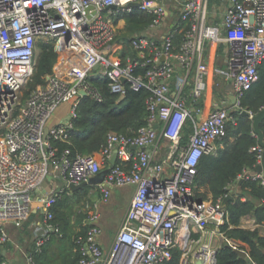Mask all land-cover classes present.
I'll use <instances>...</instances> for the list:
<instances>
[{"label": "built area", "instance_id": "obj_1", "mask_svg": "<svg viewBox=\"0 0 264 264\" xmlns=\"http://www.w3.org/2000/svg\"><path fill=\"white\" fill-rule=\"evenodd\" d=\"M176 2L0 0V246L10 241L7 225L22 227L37 206L46 223L36 240L35 250L41 252L59 230L52 222V208L72 192L69 185L88 182L107 168L99 184L101 200L107 202L114 188L128 185L135 186L134 196L109 250L100 241L98 204L87 203L89 229L80 239L78 264H165L175 249L181 251L179 264H196L198 259L218 264V251L225 243L249 253L245 243L222 230L225 224L233 227L223 201L235 195L241 179L252 177L264 189V171H245L217 200L198 199L197 166L204 155L224 147L228 124L237 120L225 107L202 119L197 118L200 108L189 107L185 89L192 76V102L201 101L207 90L206 41L218 40L220 28L208 22L209 0ZM230 3L223 23L231 44L226 78L235 90L234 107L242 112L241 100L259 81L264 61V0ZM134 9L155 15V20L146 32L131 38L124 34L126 19L118 15ZM170 18L173 27L161 40L148 33ZM177 33H183L180 44ZM123 37L130 39L128 44ZM40 43L51 45L59 58L53 73L25 92L34 80ZM126 46L136 54L126 53ZM94 76L109 78L112 91L121 96L127 88L147 89L148 123L132 134L111 131L99 156L73 155L70 149L59 153L54 142H70L79 104L86 97L82 92L101 100L90 82ZM63 105L69 106L68 116L55 123ZM189 121L194 131L184 142ZM254 150L258 165L264 147L259 143ZM245 218L242 228H248L246 223L253 225L249 229L264 228L253 217ZM34 256L27 253L28 264H35Z\"/></svg>", "mask_w": 264, "mask_h": 264}, {"label": "trees", "instance_id": "obj_2", "mask_svg": "<svg viewBox=\"0 0 264 264\" xmlns=\"http://www.w3.org/2000/svg\"><path fill=\"white\" fill-rule=\"evenodd\" d=\"M155 15L134 9L128 13L127 21L136 34L146 32ZM128 26V23H127ZM183 33H177L176 43L180 44ZM133 55L136 53L133 52ZM59 55L51 45L42 44L37 58V67L34 80L42 83L44 77L52 74ZM260 79L245 93L241 105L254 114L260 112L264 106V61L260 64ZM91 84L99 91L101 100L84 97L78 107V117L71 130L70 142L55 141L59 153L70 149L73 155L95 154L100 155V149L107 143L111 131L132 134L148 123L149 111L147 99L150 92L147 89L140 91L127 88L124 96L114 93L110 87V79L103 76L90 78ZM237 123L230 122L224 138V147L215 154L204 155L198 166L194 179L196 195L199 200L212 198L217 200L225 196L238 177L245 171H253L258 163V152L254 147L259 145V137L255 135L253 120L240 110L233 111ZM194 125L188 122L183 130V141L189 139V132L194 131ZM264 132V120L261 124ZM107 169V168H106ZM89 188L85 186L77 192L66 193L52 208L54 218L52 222L59 227L53 235L60 237L58 250L49 254L47 249L34 256L35 264H78L81 258L80 239L85 237L89 225L84 223V216L78 204L83 199L77 196L78 192L88 195ZM264 189L258 180L252 177L238 182L237 191L226 207L230 213V223L221 228L226 231L228 238L240 240L249 248V257L256 264H264V234L260 228H242L245 217H253L257 223L264 225ZM51 234L50 240L53 235ZM181 251L175 249L173 258L165 264H179ZM4 250L0 249V264L5 260ZM249 258L239 255L228 243L218 251V264H249Z\"/></svg>", "mask_w": 264, "mask_h": 264}, {"label": "crops", "instance_id": "obj_3", "mask_svg": "<svg viewBox=\"0 0 264 264\" xmlns=\"http://www.w3.org/2000/svg\"><path fill=\"white\" fill-rule=\"evenodd\" d=\"M183 0H177V4ZM230 0H209L208 5V22L213 26L220 28L218 40H207L205 46V62L209 64L210 74L208 78L207 92L199 102H193L195 109L200 108L202 111L197 118L206 117L213 109L217 107L228 108L231 112L235 110L236 102L235 90L231 80H227L226 71L229 65V55L231 44L227 40L228 31L223 28L225 14L230 8ZM177 13V10L172 8ZM174 19H169L165 25L159 29H150L148 33L154 38L161 40L165 34L173 27ZM174 82V80H173ZM69 106L63 105L54 116L55 122L64 119L65 113ZM104 170V169H103ZM49 183V182H48ZM89 188L88 195L92 204H98L100 216V226L103 233L100 241L102 246L109 250L115 240L116 233L123 222V219L131 205L134 196L135 186L128 185L118 187L112 190V194L107 202L101 200L102 194L99 185H86ZM90 212V210H89ZM87 215V214H86ZM84 216V223L87 224V216ZM46 226L44 213L35 206L32 217L17 227L13 224L7 225V231L10 235V241L0 249L4 250L6 258L11 264H28L27 253L36 255V240L39 234L44 232ZM17 251H21L22 257L18 256Z\"/></svg>", "mask_w": 264, "mask_h": 264}, {"label": "water", "instance_id": "obj_4", "mask_svg": "<svg viewBox=\"0 0 264 264\" xmlns=\"http://www.w3.org/2000/svg\"><path fill=\"white\" fill-rule=\"evenodd\" d=\"M132 6L137 7V6H139V4H138V3H134V4H132ZM112 8H116V6H112ZM121 40H122L123 42H125L126 44H128L130 39H129L128 37H123ZM164 59H165V57L162 58V60H164ZM123 81H126V78H123ZM82 94H83L84 96H87V93L84 92V91L82 92ZM243 113L246 114V115H250V111H248L247 109H245V110L243 111ZM251 118H252V120H253V128H254V131H255V133H256V134L258 135V137H259V142H260V144L264 147V132H263V130H262V128H261V124H262V122H263V120H264V109H262L260 112H258V113H256V114L252 115ZM134 148H135V147H134ZM117 157H118V156H117V152H116V153L114 154L113 158L111 159V162H112L113 164L116 163V161H117ZM255 171H258V172H262V171H264V151H263L262 161H261L260 164H258V165L255 167ZM107 173H108V169H104V170H102L100 173H98L95 177L91 178L88 182H84V183H80V184H70V185H69V189H70L72 192H77V191L83 189V188H84L86 185H88V184H90V185H99V184H101V183L104 181V179H105ZM242 182H243V179H241V180L239 181V184L241 185ZM231 199H233V195H232V194H229L227 197H225V199H224V201H223V204L226 205V204L228 203V201L231 200ZM231 247H232V246H231ZM234 249L236 250V252H237L239 255H241V256H243V257H245V258H249V261H250L249 263H250V264H256V263H255V262L249 257V253H248V251L243 250V249H238V248H234ZM196 264H204V260H202V259H198V260L196 261Z\"/></svg>", "mask_w": 264, "mask_h": 264}, {"label": "rangeland", "instance_id": "obj_5", "mask_svg": "<svg viewBox=\"0 0 264 264\" xmlns=\"http://www.w3.org/2000/svg\"><path fill=\"white\" fill-rule=\"evenodd\" d=\"M105 15H107V12H105ZM127 16H128V13H125V12H121V13H119V15H118V17H120V18H124V19H126V22L128 23V26L126 25V28H125V30H124V34H126V35H128V36H130L131 38H135L136 37V32L134 31V29H133V27L131 26V24L127 21ZM209 16V15H208ZM117 42V40H115V41H113L112 43H111V45L112 44H114V43H116ZM40 46H41V43L38 45V47H39V49H38V54H39V52H40ZM126 53H128V54H132L133 53V51H131V49L129 48V46H126V49L124 50ZM190 82H191V84H189L187 87H186V89H185V96L188 98V100H189V102H188V105H189V107L190 108H196V106H193V102H192V95H191V91H192V87H194V80H193V76L191 77V79H190ZM37 87V84H36V82H35V80H33V81H31L28 85H27V88L25 89V92L26 91H31L32 89H34V88H36ZM207 91H205V93H206ZM59 109H61V107L59 108ZM59 109H58V111H59ZM57 111V112H58ZM66 115H65V117L64 118H67V116H68V111L65 113ZM194 115H195V113H194ZM56 123V122H55ZM54 123V124H55ZM192 133H193V131H190L189 132V138H190V136L192 135ZM189 140V139H188ZM77 196H78V198L79 197H82L83 199L81 200V202L78 204V206L81 208V210L83 211V213L84 214H87L88 215V213H89V209H88V207H87V203H89V202H91V198H89V196L88 197H86V195L84 196V194L83 193H81V192H78L77 193ZM86 215V216H87ZM246 220H250V217H246L245 218ZM246 226L248 227V229L249 228H252L253 227V225L252 224H250V223H246ZM261 229V232L264 234V228H260ZM119 230V229H118ZM117 234V233H116ZM53 235V234H52ZM60 245V237L56 234V235H53V238H52V240H48L45 244H44V246H43V248L44 249H47L48 250V252H49V254H53V252H56V250H58V246ZM17 254H18V256H20V257H22V253H21V251H17ZM23 264H25V263H23Z\"/></svg>", "mask_w": 264, "mask_h": 264}]
</instances>
